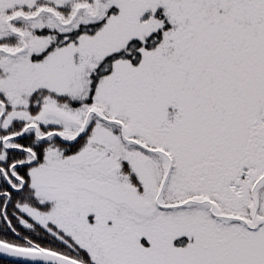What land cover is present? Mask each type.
Returning <instances> with one entry per match:
<instances>
[{"label":"snow or ice","instance_id":"1","mask_svg":"<svg viewBox=\"0 0 264 264\" xmlns=\"http://www.w3.org/2000/svg\"><path fill=\"white\" fill-rule=\"evenodd\" d=\"M0 264H264V0H0Z\"/></svg>","mask_w":264,"mask_h":264}]
</instances>
